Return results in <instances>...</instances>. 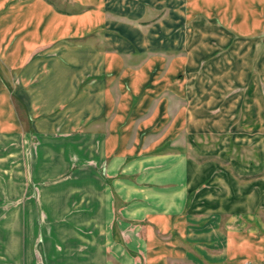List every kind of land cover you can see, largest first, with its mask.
Segmentation results:
<instances>
[{
	"label": "crops",
	"instance_id": "crops-1",
	"mask_svg": "<svg viewBox=\"0 0 264 264\" xmlns=\"http://www.w3.org/2000/svg\"><path fill=\"white\" fill-rule=\"evenodd\" d=\"M139 1L0 16V264H264V180L186 151L223 155L231 115L264 141V0H230L226 71L192 49L200 6Z\"/></svg>",
	"mask_w": 264,
	"mask_h": 264
},
{
	"label": "rangeland",
	"instance_id": "rangeland-1",
	"mask_svg": "<svg viewBox=\"0 0 264 264\" xmlns=\"http://www.w3.org/2000/svg\"><path fill=\"white\" fill-rule=\"evenodd\" d=\"M22 0H0V16L2 17L4 11H7L10 6L15 3H18ZM55 5V8H60L64 10H68L71 13H80L84 12L86 9L92 8L93 4L97 2V0H48ZM142 1V0H141ZM139 1L138 8L141 7H149L152 3L155 5L157 10H155V14L162 16L165 12L163 8H166L170 1L164 0L163 3H160L162 0H155L154 2L150 1ZM173 3V0H171ZM177 3V2H175ZM189 7H201L202 8V16L204 17L203 30H198L196 35L190 36L191 39L194 38H203L202 44H193L192 49L195 48L197 50V54L202 59L201 67L209 68L213 70L216 68L217 70L226 71V68H232V61L230 60V56L226 51L230 50L229 45H223L221 40H225L226 38H230V0H186L184 2ZM159 6V7H158ZM137 7V6H136ZM194 14V12L192 11ZM107 17L112 16L111 12H107ZM208 15L210 17H208ZM208 18H206V17ZM0 17V18H1ZM218 18V19H217ZM94 19L91 18V22ZM103 26V30H104ZM24 31H28V28L24 29ZM98 30L92 33L93 37H99ZM104 32L102 31L101 34ZM100 34V35H101ZM88 36H78L75 35L74 40L77 42H84L88 40ZM217 42V43H216ZM41 45H37L38 48ZM216 49V50H215ZM229 58V60H228ZM3 62L0 60V85L2 84L3 77L2 75L6 72V69H3ZM5 70V72L3 71ZM231 70V69H230ZM5 75V74H4ZM6 77V76H5ZM8 79V77H6ZM18 77L12 78V84L15 85L18 81ZM1 89V86H0ZM4 105V99L0 93V118L7 114V109L5 111L2 109ZM7 105V104H6ZM21 107V105H18ZM8 107V106H7ZM12 110V109H10ZM22 108L20 109V111ZM23 111V110H22ZM21 111V112H22ZM230 117V146L225 151V155H214L216 153V146L218 145L220 139H222V134L204 135L199 134L195 140L196 144H200V148L204 150L203 155L197 154L194 150L197 147H194V144H187L186 151L188 154L195 158L198 161H205L208 159H215L220 165H223L227 169L230 170V173L234 176V178L244 183L246 181H259L264 180V141L261 143L258 141L257 137H253L255 133H258L259 126L257 125H244L239 123L240 118L234 117L231 115ZM2 119V118H1ZM1 122V121H0ZM244 128H247V131L250 133L251 137L249 141H243L241 138L242 134H240ZM228 134V133H227ZM201 137L202 141L198 138ZM263 144V147L261 146ZM212 153H214L212 155ZM262 165V169L260 172L256 171L255 167ZM242 166L249 167L251 171H242L240 168ZM39 264H44L41 262V256L38 255Z\"/></svg>",
	"mask_w": 264,
	"mask_h": 264
},
{
	"label": "bare ground",
	"instance_id": "bare-ground-1",
	"mask_svg": "<svg viewBox=\"0 0 264 264\" xmlns=\"http://www.w3.org/2000/svg\"><path fill=\"white\" fill-rule=\"evenodd\" d=\"M32 1H33V0H32ZM38 2H39V1H38ZM41 2H42V1H41ZM36 4H37V3H36ZM36 4H35V5L33 4V6H36ZM41 5H42V4H41ZM31 6H32V5H31ZM36 7H37V6H36ZM33 8H34V7H33ZM33 8H32V10H33ZM29 10L31 11V9H29ZM30 11H29V15L31 14ZM35 11H36V10H35ZM35 11H34V12H35ZM35 13H37V12H35ZM29 15H28V16H29ZM33 15H34V14H33ZM32 18H33V17H32Z\"/></svg>",
	"mask_w": 264,
	"mask_h": 264
}]
</instances>
